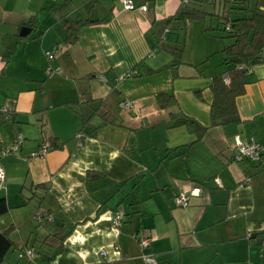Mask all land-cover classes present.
Listing matches in <instances>:
<instances>
[{"label":"crops","instance_id":"obj_1","mask_svg":"<svg viewBox=\"0 0 264 264\" xmlns=\"http://www.w3.org/2000/svg\"><path fill=\"white\" fill-rule=\"evenodd\" d=\"M133 1L148 9L0 0V231L13 241L2 264H264V167L233 158L237 138L264 143V61L243 69L238 120L210 122L231 42L218 27L261 0L189 3L203 20L185 18L180 0ZM43 142L53 146L31 156ZM55 225L69 232L61 247L47 238Z\"/></svg>","mask_w":264,"mask_h":264},{"label":"trees","instance_id":"obj_2","mask_svg":"<svg viewBox=\"0 0 264 264\" xmlns=\"http://www.w3.org/2000/svg\"><path fill=\"white\" fill-rule=\"evenodd\" d=\"M199 0H191L188 3L181 2L180 9L185 18L203 20L208 14L206 11L198 9V7L189 6V3L198 2ZM232 2L234 0H226ZM262 6V8H260ZM222 27H218L222 31L223 39L231 40L220 49L222 63L227 67L225 72L216 75L211 83V89L214 94L210 108V122L212 124H224L237 121V109L235 99L242 94L245 86L243 77V69L238 68L239 64L248 67L253 63L262 61L264 56V0H261L256 7L251 10L250 14L231 19L224 16ZM92 20H86L91 22ZM98 21V20H96ZM230 23L229 29L225 24ZM85 23V22H84ZM81 22H74L67 27L66 39L73 42L77 39V29ZM168 50L175 56L174 64L180 60L182 48L169 47ZM229 77V82L223 80V76ZM169 95H158V101L161 105L167 103ZM167 98L166 101H163ZM50 148L53 145H49ZM98 173L92 170L87 172L88 178L97 176ZM8 210V204L5 197H0V215ZM42 214V213H41ZM12 228L0 231V264L8 250L12 247L13 241L10 238ZM69 232L64 231L60 226L55 225V230L50 233L47 238L51 243H59L61 247L62 241Z\"/></svg>","mask_w":264,"mask_h":264},{"label":"built area","instance_id":"obj_3","mask_svg":"<svg viewBox=\"0 0 264 264\" xmlns=\"http://www.w3.org/2000/svg\"><path fill=\"white\" fill-rule=\"evenodd\" d=\"M183 3H188L191 0H180ZM123 6L126 10H135V9H140L142 11H146L148 9L146 4L140 5V6H136L133 0H123ZM226 29H229L230 27V23H226L225 24ZM53 54L51 52H48V57L52 58ZM262 61H264V56H262ZM238 68L240 69H244V65L239 64ZM223 80L225 82H229V77L227 75L223 76ZM132 105V102L130 100H124L122 102V106L124 108H129ZM2 112L5 114V116L8 117L9 115V111L10 108L8 107H4L1 109ZM82 134H80L81 136ZM22 142V137L19 136L16 140V142L14 143V145L12 146L13 150H16L18 148L19 143ZM237 147H238V151L234 154L233 158L236 161H242V160H252V161H258L262 167H264V143H260L258 142L255 138L251 137L249 140L247 141H241L240 139L237 138ZM50 149V146L48 143L43 142L40 144V146L38 147V149L32 151L30 153L31 156H38V157H43L48 150ZM6 151L2 152L0 154L1 155H5ZM5 169L3 167V165L0 163V180H3L5 178ZM199 192V188H194L192 190V193H198ZM176 201L179 205H186L187 204V197L184 194H179L176 197ZM122 217L123 214L121 212H116L114 214V216L112 217V221L115 225H120L121 221H122ZM36 219L39 222H43V221H52V217L48 214H37L36 215ZM140 243L142 245H146L147 244V240L146 239H140ZM32 256V251L28 248L24 249V251L19 253V256ZM144 260L146 261L147 264H154L155 263V259L150 256V255H144L143 256Z\"/></svg>","mask_w":264,"mask_h":264},{"label":"rangeland","instance_id":"obj_4","mask_svg":"<svg viewBox=\"0 0 264 264\" xmlns=\"http://www.w3.org/2000/svg\"><path fill=\"white\" fill-rule=\"evenodd\" d=\"M15 253H17V250H15Z\"/></svg>","mask_w":264,"mask_h":264}]
</instances>
